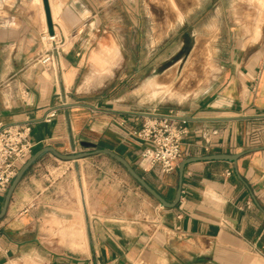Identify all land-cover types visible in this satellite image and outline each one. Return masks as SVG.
<instances>
[{
    "label": "crops",
    "instance_id": "0c3cea01",
    "mask_svg": "<svg viewBox=\"0 0 264 264\" xmlns=\"http://www.w3.org/2000/svg\"><path fill=\"white\" fill-rule=\"evenodd\" d=\"M50 3L55 40L46 38L43 1L8 0L0 13V126L28 123L33 153L49 145L80 152L83 141L109 148L168 201L179 172L139 165L144 142L133 132L147 115L239 117L187 121L183 158L243 154L236 163L186 164L180 202L163 207L107 154L46 153L0 220V264H264V148L256 149L264 146V27L254 48L222 59L208 90L176 107L143 109L106 89L112 76L91 83L93 73L115 74L123 57L107 0Z\"/></svg>",
    "mask_w": 264,
    "mask_h": 264
},
{
    "label": "rangeland",
    "instance_id": "374dc122",
    "mask_svg": "<svg viewBox=\"0 0 264 264\" xmlns=\"http://www.w3.org/2000/svg\"><path fill=\"white\" fill-rule=\"evenodd\" d=\"M5 1L0 0V13ZM253 1L107 0L109 30L123 39V57L115 74L93 73L92 85L112 76L106 89H118L143 109L176 107L199 96L216 81L222 59L255 47ZM155 80L168 83L169 92ZM156 91L163 94L154 96Z\"/></svg>",
    "mask_w": 264,
    "mask_h": 264
},
{
    "label": "built area",
    "instance_id": "2783aa9c",
    "mask_svg": "<svg viewBox=\"0 0 264 264\" xmlns=\"http://www.w3.org/2000/svg\"><path fill=\"white\" fill-rule=\"evenodd\" d=\"M49 40H55L56 34H46ZM52 55L45 58L51 60ZM56 115L52 110L46 115L51 120ZM172 114L147 115L134 135L144 142L139 165L148 171L160 165L164 173H176L178 163L183 158L182 141L188 133L187 120L171 117ZM31 126L28 123H11L0 126V194L5 193L21 164L33 153L30 140ZM257 139H254V141ZM230 173V172H228Z\"/></svg>",
    "mask_w": 264,
    "mask_h": 264
},
{
    "label": "water",
    "instance_id": "95a60500",
    "mask_svg": "<svg viewBox=\"0 0 264 264\" xmlns=\"http://www.w3.org/2000/svg\"><path fill=\"white\" fill-rule=\"evenodd\" d=\"M43 5L45 9V15L48 25V32L51 36L56 34L54 24H53V17L51 13V6L49 0H43ZM171 117L177 119H184L187 121H195V120H202V119H234L239 117H223V118H193V117H186V116H177L172 115ZM82 145L86 148L84 151L80 152H73V153H62L58 151L53 146H45L38 151L34 152L19 168L17 174L15 175L14 179L12 180L9 187L6 189L2 207L0 209V220L6 215L12 195L23 178L26 172L46 153H52L57 158L62 160H78L80 158L96 155V154H107L121 163L127 171L131 174V176L150 194L152 195L163 207H175L181 199L182 194V185H183V176L186 164L197 161L200 159H226L231 160L236 163L237 159L243 153H235V154H213L208 156H193V157H186L179 161L178 163V172H179V184L176 192V197L173 201H168L161 193H159L153 186H151L147 180L144 178L141 173L137 171V169L122 155L119 153L105 147L97 148L96 145L89 141H83ZM264 146L257 147L256 149H263Z\"/></svg>",
    "mask_w": 264,
    "mask_h": 264
},
{
    "label": "bare ground",
    "instance_id": "6f19581e",
    "mask_svg": "<svg viewBox=\"0 0 264 264\" xmlns=\"http://www.w3.org/2000/svg\"><path fill=\"white\" fill-rule=\"evenodd\" d=\"M42 1L43 0H41V4H42ZM49 1H51V0H49ZM169 2V1H168ZM254 2V4H253V6L252 7H250L251 8V11H252V13H250V15H252V16H250V18L249 19H251V22H252V29H253V38L254 39H256V38H259V36H260V34H261V32L263 31V27H264V0H255V1H253ZM171 4H173L172 3V0H171ZM170 4V5H171ZM178 4V3H177ZM43 5V4H42ZM174 5V4H173ZM44 6V5H43ZM50 6H51V3H50ZM176 6V5H175ZM175 6H174V8H175ZM51 7H53V6H51ZM171 8V7H170ZM172 9H173V6H172ZM45 10V9H44ZM52 10V9H51ZM171 10V9H170ZM176 11V10H175ZM250 11V12H251ZM44 15V19H45V17H46V15H45V11H43L42 12ZM177 16L178 17H181V13L180 12H178L177 13ZM52 17H53V19H57L56 18V11H55V9L53 8V13H52ZM249 17V16H248ZM182 18V17H181ZM180 19V18H179ZM46 20V19H45ZM54 21V20H53ZM56 22H57V20H56ZM250 22V23H251ZM57 23H59V21L57 22ZM58 33V32H57ZM251 40V39H250ZM200 51H201V47L199 46L198 48H197V50H196V53L198 54V53H200ZM199 56V55H198ZM197 56V57H198ZM208 57V56H207ZM194 60V59H193ZM192 62V61H191ZM209 63V62H208ZM189 65V64H188ZM205 65H207V64H205ZM198 68H200V67H198ZM201 69V68H200ZM204 70V69H203ZM194 72V71H193ZM189 75V74H188ZM196 76H198V75H196ZM200 79H201V77H200ZM165 82V81H164ZM164 82H160V81H158V80H155L154 81V84H156V85H163L164 87L168 84V83H164ZM198 82V81H197ZM169 90H170V88H169V86L167 85L166 86V89L164 90V91H162V92H169ZM162 92H158V91H156V92H154V96H159V95H162L163 93Z\"/></svg>",
    "mask_w": 264,
    "mask_h": 264
}]
</instances>
